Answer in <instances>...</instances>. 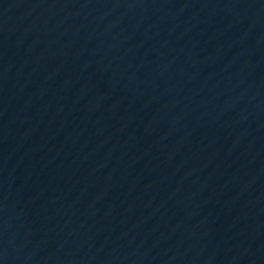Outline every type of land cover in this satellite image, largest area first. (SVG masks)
Segmentation results:
<instances>
[{"label": "water", "instance_id": "95a60500", "mask_svg": "<svg viewBox=\"0 0 264 264\" xmlns=\"http://www.w3.org/2000/svg\"><path fill=\"white\" fill-rule=\"evenodd\" d=\"M0 264H264V0H0Z\"/></svg>", "mask_w": 264, "mask_h": 264}]
</instances>
